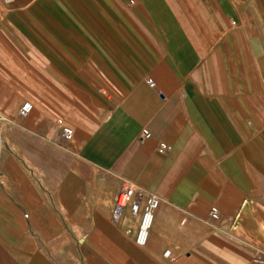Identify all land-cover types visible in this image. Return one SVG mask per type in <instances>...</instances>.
Masks as SVG:
<instances>
[{"label": "crops", "instance_id": "1", "mask_svg": "<svg viewBox=\"0 0 264 264\" xmlns=\"http://www.w3.org/2000/svg\"><path fill=\"white\" fill-rule=\"evenodd\" d=\"M10 1L0 104L29 100L40 122L15 129L45 136L42 119H64L73 137L59 127L50 144L70 168L75 154L160 204L141 253L139 215L127 206L117 226L105 182L94 244L88 191L42 188L2 151L0 264L120 262L122 246L134 264H250L248 239L264 247V0Z\"/></svg>", "mask_w": 264, "mask_h": 264}, {"label": "rangeland", "instance_id": "2", "mask_svg": "<svg viewBox=\"0 0 264 264\" xmlns=\"http://www.w3.org/2000/svg\"><path fill=\"white\" fill-rule=\"evenodd\" d=\"M12 3L10 0H0V6L3 4L5 6ZM7 10L5 7L1 6V10ZM2 104V105H1ZM0 104V154L2 151H9L11 155L17 156L20 163L23 165L25 172L31 175L38 185H41L42 188H57L61 190L72 189L75 191H88L87 201V211L89 218V227L90 235L88 238H92L94 244L97 242V230H96V209L101 207L100 197L102 185L105 182H109L112 186L116 188L117 200L119 198L121 189L123 188V183L118 180L112 173L109 171H102L96 169L92 166L86 165L78 160H76V155L73 156L72 168L65 161L64 155H60L55 151L53 145L50 144L54 141H59L60 137L55 131L60 132L59 127L61 128L60 123L56 121H49V119H42V123L46 126L51 127V132L49 134L38 135L34 132H21L15 127L19 125L20 121L25 122V125L34 126L38 122V119L33 117V112L27 115H22L20 113V104L17 102L16 97L7 93L6 100ZM3 107V110L1 109ZM64 120V119H63ZM61 134V133H59ZM59 137V138H58ZM1 173V166H0ZM76 200V198H74ZM115 203V202H114ZM115 205V204H114ZM116 206V205H115ZM78 216V215H76ZM111 220L116 223L121 221L119 217L115 216V213L110 214ZM136 219L132 215L128 218L129 221ZM111 221V222H112ZM135 221V220H134ZM128 223V222H127ZM134 224V222H132ZM76 223L74 221V229ZM126 229L122 231L123 237H132L131 234L127 233ZM233 233L237 236H240V230H234ZM80 234V233H79ZM250 242L249 247L254 253L252 247L253 245L261 246V242L258 239H248ZM139 252L143 253L144 245H140L135 242ZM262 247V246H261ZM114 248L110 246L98 247L97 245L90 246V253H104L106 255H111L114 253ZM121 261L118 262H105L101 264H134L129 261V247L122 246L121 248ZM90 264H97L96 262ZM100 264V263H99Z\"/></svg>", "mask_w": 264, "mask_h": 264}, {"label": "built area", "instance_id": "3", "mask_svg": "<svg viewBox=\"0 0 264 264\" xmlns=\"http://www.w3.org/2000/svg\"><path fill=\"white\" fill-rule=\"evenodd\" d=\"M32 102L27 100L23 102L20 107V113L27 115L32 111ZM61 125L62 136L70 139L74 135V128L67 124L63 119L58 121ZM150 131L144 129L142 136H149ZM167 148L166 143H161L160 150L165 151ZM160 204V197L156 193H144L142 189L134 183L127 181L121 189L119 198L117 200L114 213L116 217H120L123 209L127 206L131 208L134 215H139V227L136 233V242L140 245L146 244L149 238V232L152 227L154 214ZM210 216L213 219L221 217V211L217 206H213L210 210ZM254 253L250 264H264V247L253 245Z\"/></svg>", "mask_w": 264, "mask_h": 264}, {"label": "bare ground", "instance_id": "4", "mask_svg": "<svg viewBox=\"0 0 264 264\" xmlns=\"http://www.w3.org/2000/svg\"><path fill=\"white\" fill-rule=\"evenodd\" d=\"M154 217H155V214H154ZM153 222H154V219H153ZM153 224V223H152ZM148 241V240H147ZM147 243V242H146Z\"/></svg>", "mask_w": 264, "mask_h": 264}]
</instances>
